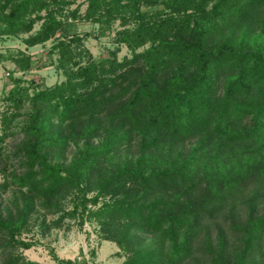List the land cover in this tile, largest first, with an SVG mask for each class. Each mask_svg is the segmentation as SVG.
<instances>
[{
	"label": "trees",
	"instance_id": "16d2710c",
	"mask_svg": "<svg viewBox=\"0 0 264 264\" xmlns=\"http://www.w3.org/2000/svg\"><path fill=\"white\" fill-rule=\"evenodd\" d=\"M78 19L118 22L131 55L93 58ZM38 21L24 42L54 38L64 79L10 73L0 98L1 189L21 196L0 200V264H44L22 237L37 207L62 211L44 229L96 220L121 264H264V0H0V37ZM19 54L2 57L30 70Z\"/></svg>",
	"mask_w": 264,
	"mask_h": 264
},
{
	"label": "rangeland",
	"instance_id": "374dc122",
	"mask_svg": "<svg viewBox=\"0 0 264 264\" xmlns=\"http://www.w3.org/2000/svg\"><path fill=\"white\" fill-rule=\"evenodd\" d=\"M80 2V1H79ZM75 7L73 5L71 8ZM146 9H156L157 7H145ZM85 4L81 5L79 13H83ZM65 18V17H63ZM41 21L35 23L33 29L28 33L20 32L16 36H1L0 37V98L4 92H8L11 88L10 73L13 77H24L32 79L36 83H41L43 86H52L61 82L64 76L57 69L56 54L50 50L54 44V38L49 39L44 44H36L27 46L24 39L31 33H35L40 27ZM122 29L118 22L114 23L110 31L101 34L97 24L89 21L76 20L71 21L68 30L83 34L84 44L90 50L93 58L100 59L108 52L116 50L118 47L113 41V37L117 30ZM59 36V32L56 33ZM20 51L31 56L32 68L25 72H13L16 68L11 60H6L2 56H15ZM52 53V54H51ZM21 55V54H19ZM130 49L120 44L116 51V57L123 59L125 56H130ZM1 108V106H0ZM2 107L1 109H3ZM18 120H24L20 118ZM19 127V126H18ZM16 126V130L18 128ZM20 135L10 136L6 143V147L12 146L18 141ZM76 145L71 144L70 147L62 152L53 151L52 156L55 159L68 162L75 152ZM61 154V155H60ZM3 174L0 172V200L3 203H9L14 196L19 197L20 194L15 192L12 187L8 190H2L1 184ZM71 195H67L61 201V206L68 210L71 206ZM62 211L46 212L41 207L32 213L30 222L22 233V237L31 240L33 245L31 248L24 250L25 255L33 260H37L44 264H52L54 261L50 254V250L61 258L78 259L81 264H121L125 259V253L120 251L114 241L106 239L99 227V224L93 218H85L80 223L76 218L65 216L61 227L50 226L47 229L42 228V221L51 223L53 219L59 217ZM94 252V257L91 252Z\"/></svg>",
	"mask_w": 264,
	"mask_h": 264
}]
</instances>
